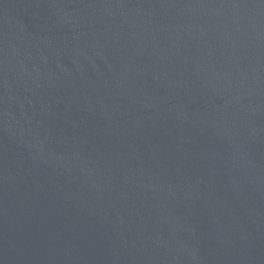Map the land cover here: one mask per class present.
I'll use <instances>...</instances> for the list:
<instances>
[{"label": "water", "instance_id": "obj_1", "mask_svg": "<svg viewBox=\"0 0 264 264\" xmlns=\"http://www.w3.org/2000/svg\"><path fill=\"white\" fill-rule=\"evenodd\" d=\"M0 264H264V0H0Z\"/></svg>", "mask_w": 264, "mask_h": 264}]
</instances>
